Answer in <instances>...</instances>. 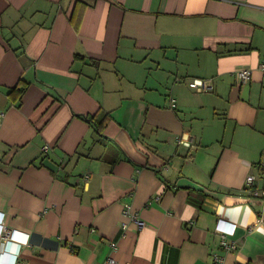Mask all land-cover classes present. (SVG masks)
I'll return each instance as SVG.
<instances>
[{
	"label": "crops",
	"instance_id": "0c3cea01",
	"mask_svg": "<svg viewBox=\"0 0 264 264\" xmlns=\"http://www.w3.org/2000/svg\"><path fill=\"white\" fill-rule=\"evenodd\" d=\"M0 112V264H264V0H0Z\"/></svg>",
	"mask_w": 264,
	"mask_h": 264
},
{
	"label": "built area",
	"instance_id": "2783aa9c",
	"mask_svg": "<svg viewBox=\"0 0 264 264\" xmlns=\"http://www.w3.org/2000/svg\"><path fill=\"white\" fill-rule=\"evenodd\" d=\"M250 77H251V69L247 66L241 67L235 71V81L238 86H240L241 84L247 83L250 80L249 79ZM188 86L191 89L199 91V92H209L213 89V78H193L189 80ZM2 117H3V112H0V124L2 121ZM177 143L185 147L193 146L192 139H189L187 135H180L177 138ZM48 149L49 147L47 145L42 148L44 152L47 151ZM259 169L261 170L262 176L264 179V162H261L259 164ZM80 178L86 181L88 179V174H83ZM254 181H255L254 175H252L251 173L248 174L244 179V187L252 192V196L264 200V189H261V190L253 189L252 190V185ZM122 213L134 225L136 230H139L143 227L144 222L138 217V215L132 209V206L130 204L126 203L123 205ZM3 219H4V214L0 212V244L9 242L11 239V234H12V229L5 226V224L3 223ZM128 226H129L128 223L123 224V228L125 230L127 229ZM224 238L225 237H223L222 239ZM222 246L226 250L235 249V243H233L232 241L222 242ZM110 247L113 250L116 249L115 243H110ZM212 259H213V264H223L224 263V258L218 254H213ZM10 264H13V262H11Z\"/></svg>",
	"mask_w": 264,
	"mask_h": 264
}]
</instances>
